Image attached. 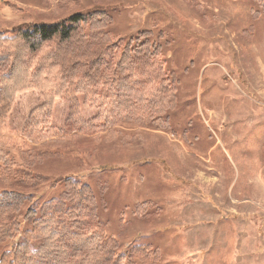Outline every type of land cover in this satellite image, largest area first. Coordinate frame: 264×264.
<instances>
[{"label": "rangeland", "instance_id": "rangeland-1", "mask_svg": "<svg viewBox=\"0 0 264 264\" xmlns=\"http://www.w3.org/2000/svg\"><path fill=\"white\" fill-rule=\"evenodd\" d=\"M95 9L112 17L116 39L152 35L166 71L179 79L178 106L167 131L122 124L84 135L66 128L69 104L58 99L52 135L33 144L25 126L43 99L18 94L7 125L34 155L13 146L4 153L16 167L32 160L34 175L45 179L26 192L21 214L58 198L72 178L90 187L105 237L123 257L150 245L159 264H264L261 9L251 0H0V32ZM82 50L81 62L93 56ZM77 100L84 120L95 116ZM20 240L0 244V256Z\"/></svg>", "mask_w": 264, "mask_h": 264}, {"label": "trees", "instance_id": "trees-1", "mask_svg": "<svg viewBox=\"0 0 264 264\" xmlns=\"http://www.w3.org/2000/svg\"><path fill=\"white\" fill-rule=\"evenodd\" d=\"M251 1L264 17V0ZM112 24L106 11L95 9L54 24L21 26L9 36L0 32V146L3 139L7 143L0 147V244L21 235L0 256V264L161 261L159 251L150 245H137L121 256L116 240L105 237L90 187L79 180L66 178L58 198L22 215L29 200L26 192L45 179L34 175L32 160L24 159L16 167L4 153L5 146H13L34 155L7 125L15 97L26 91H37L43 99L25 126L24 133L33 144L52 135L51 115L58 99L69 104L65 126L76 133L93 135L122 124L154 132L169 129L170 115L178 106L177 75L166 71L162 48L150 41L149 32L116 39L108 32ZM75 36L78 39L73 41ZM90 40H95L93 49H85ZM74 47L93 56L81 62V50ZM78 98L85 110L95 111L90 120L81 117ZM22 223L27 226L24 231Z\"/></svg>", "mask_w": 264, "mask_h": 264}]
</instances>
